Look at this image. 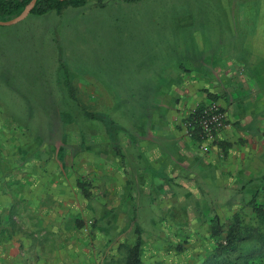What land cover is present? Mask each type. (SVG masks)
<instances>
[{
  "label": "crops",
  "instance_id": "crops-1",
  "mask_svg": "<svg viewBox=\"0 0 264 264\" xmlns=\"http://www.w3.org/2000/svg\"><path fill=\"white\" fill-rule=\"evenodd\" d=\"M235 16L227 29L193 31L196 53H206L191 56L190 68L182 60L164 63L158 86L133 87L126 97L96 95L100 105L116 101L110 109L128 99L126 125L100 120L83 128L86 138L75 146L52 145L50 155L19 159L4 150L0 264H128L138 234L140 264H183L184 243L213 257L216 218L224 229L235 217L251 227L261 221L255 208L264 207V14ZM211 101L227 111L229 125L204 151L184 123ZM191 196L197 199L186 203ZM203 196L214 215L199 216ZM186 220L193 224L184 226Z\"/></svg>",
  "mask_w": 264,
  "mask_h": 264
},
{
  "label": "rangeland",
  "instance_id": "rangeland-1",
  "mask_svg": "<svg viewBox=\"0 0 264 264\" xmlns=\"http://www.w3.org/2000/svg\"><path fill=\"white\" fill-rule=\"evenodd\" d=\"M243 1L87 0L84 6H66L62 13L51 10L0 24V156L4 150L19 159L36 152L50 155L52 145L75 146L83 128L96 127L100 120L126 125L128 99L110 109L116 101L100 105L96 95L126 97L133 87L158 86L166 78L164 63L171 66L182 60L190 68L191 56L206 53H196L200 44L193 31L227 29L243 12L264 14V0ZM84 93L87 100L80 98ZM231 193L230 198H239ZM195 199L184 198L188 204ZM211 207L209 197H200L199 216L214 215L206 211ZM251 225L253 232L241 249L221 254L223 263L252 250L257 262L264 264V222ZM181 247L183 264L216 263L210 255H196L194 245Z\"/></svg>",
  "mask_w": 264,
  "mask_h": 264
},
{
  "label": "trees",
  "instance_id": "trees-1",
  "mask_svg": "<svg viewBox=\"0 0 264 264\" xmlns=\"http://www.w3.org/2000/svg\"><path fill=\"white\" fill-rule=\"evenodd\" d=\"M31 0H0V20L7 21L18 16ZM87 0H37L30 14L42 15L51 10L61 13L66 6L79 7L84 6ZM258 218L264 222V207L255 208ZM254 227L244 223L238 217L231 220L224 229L219 220L216 218L212 234L216 240V248L213 258L216 259L215 264H257V258L251 252L242 251L234 259H229L223 263L221 254L228 253L232 255L242 248L243 242L248 240V236L252 234ZM142 249V238L138 234L137 241L129 249L128 264H140V254ZM259 264V263H258Z\"/></svg>",
  "mask_w": 264,
  "mask_h": 264
},
{
  "label": "built area",
  "instance_id": "built-area-1",
  "mask_svg": "<svg viewBox=\"0 0 264 264\" xmlns=\"http://www.w3.org/2000/svg\"><path fill=\"white\" fill-rule=\"evenodd\" d=\"M184 124L186 134L190 137L197 134L199 148L209 151V141L215 139L229 125V117L218 102L211 101L204 106L195 107ZM92 222L89 221V228H86V231H89Z\"/></svg>",
  "mask_w": 264,
  "mask_h": 264
},
{
  "label": "water",
  "instance_id": "water-1",
  "mask_svg": "<svg viewBox=\"0 0 264 264\" xmlns=\"http://www.w3.org/2000/svg\"><path fill=\"white\" fill-rule=\"evenodd\" d=\"M37 0H31L26 7L24 8V10L16 17L7 20V21H2L0 20V24H14L17 23L21 20H23L28 14H30L31 10L34 8L35 4H36ZM61 1H66V0H61Z\"/></svg>",
  "mask_w": 264,
  "mask_h": 264
}]
</instances>
